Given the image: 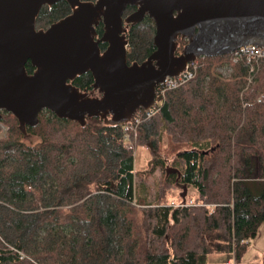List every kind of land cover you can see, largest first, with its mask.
Segmentation results:
<instances>
[{"label":"trees","instance_id":"obj_1","mask_svg":"<svg viewBox=\"0 0 264 264\" xmlns=\"http://www.w3.org/2000/svg\"><path fill=\"white\" fill-rule=\"evenodd\" d=\"M71 11L67 1L45 5L37 28ZM97 30L101 36L103 25ZM155 32L149 16L127 27L129 63L151 55ZM186 42L180 39L178 53ZM223 60L229 79L212 71ZM196 61L195 77L170 90L139 129L138 145L154 153L147 175L163 174L154 186L146 174L137 177L124 126L100 118L82 126L46 109L28 127L32 142L2 112L0 264H207L213 231L216 249L235 250L237 264H264L243 260L264 223V60L254 73L232 53ZM27 69L34 70L30 62ZM73 83L91 90L94 78L88 72ZM168 168H178L180 178ZM178 184L195 188L187 202L214 206L172 205Z\"/></svg>","mask_w":264,"mask_h":264},{"label":"water","instance_id":"obj_2","mask_svg":"<svg viewBox=\"0 0 264 264\" xmlns=\"http://www.w3.org/2000/svg\"><path fill=\"white\" fill-rule=\"evenodd\" d=\"M59 1L72 11L37 28L42 7ZM129 6L136 9L124 16ZM146 16L155 21V50L129 63L124 23ZM180 39L187 42L178 53ZM246 45L264 47V0H0V120L3 111L12 113L25 136L46 109L82 126L88 118L123 126L155 105L167 76H178L200 56ZM88 72L93 87L82 90L73 81ZM167 173L181 176L178 168Z\"/></svg>","mask_w":264,"mask_h":264},{"label":"built area","instance_id":"obj_3","mask_svg":"<svg viewBox=\"0 0 264 264\" xmlns=\"http://www.w3.org/2000/svg\"><path fill=\"white\" fill-rule=\"evenodd\" d=\"M233 59L236 62L240 59H246L251 63L250 71L251 73L257 72L259 69V64L264 60V47H259L255 45H246L238 48L232 52ZM197 60V59H196ZM190 62L185 70H183L178 76H167L163 83H161L157 89L156 103L153 107L149 109H140L130 122L123 125L124 126V140L125 146L128 149H134L136 141L138 139V133L141 125L151 119L158 111H160L163 106L166 95L170 90L179 88L186 83L190 82L196 75L198 70L197 61ZM249 82L254 79V76L249 75L247 77ZM193 201L187 203L179 204L178 206H192ZM245 240L242 241L244 243ZM235 247V244H234ZM235 249V248H234ZM232 258L226 260L225 264H237L235 250L231 253Z\"/></svg>","mask_w":264,"mask_h":264},{"label":"rangeland","instance_id":"obj_4","mask_svg":"<svg viewBox=\"0 0 264 264\" xmlns=\"http://www.w3.org/2000/svg\"><path fill=\"white\" fill-rule=\"evenodd\" d=\"M223 61L224 62L215 63L212 71L216 76L220 78L229 79L230 73L232 72V68L229 65L225 64L226 62L225 60ZM246 80H247V86H249L253 82V80L249 82L247 77H246ZM0 127L2 129L1 135L4 136L7 131V126L0 123ZM26 140L35 142L37 140V137L27 135ZM133 151H134V156H135V168L137 171V177L141 178L142 176L140 175L144 176L146 174L147 180L154 186L155 182L161 179L163 175L160 170H157L153 174L147 175L153 166L154 153L152 152L151 148L148 145H138V139L136 141L135 148L133 149ZM182 192H183V187L182 185L179 186L178 184V186L175 188L174 193L170 195V199L172 200L171 201L172 205L178 206L179 204L187 203V201L186 200L184 201L182 197L180 196ZM195 192L196 190L194 187H191L190 189H188V193L190 195L194 194ZM191 200H189L188 202H190ZM192 201L194 203V205L192 206H196V205L197 206H208L211 208L212 206H214L213 204L207 205L206 203H203V202H195L194 200ZM263 254H264V224H262L256 238L251 241L249 250L246 252L244 256V260L245 261L254 260L253 262H256L255 260H261ZM231 258L232 256L229 253L228 254L221 253V252L213 253L212 255H210V261L208 264H225L226 260L231 259Z\"/></svg>","mask_w":264,"mask_h":264},{"label":"crops","instance_id":"obj_5","mask_svg":"<svg viewBox=\"0 0 264 264\" xmlns=\"http://www.w3.org/2000/svg\"><path fill=\"white\" fill-rule=\"evenodd\" d=\"M264 224V223H263ZM261 228V227H260ZM209 242H210V251H209V259H208V263L210 261V255H212L213 253H218V252H221L220 250L216 249L217 245L220 244V240L216 237V232L213 231V233L211 235H209ZM249 250V249H248ZM213 251V253H212ZM221 253H226V252H221ZM228 254V253H226ZM264 259V254L261 258V260H255L256 262H261L262 260ZM244 260V259H243ZM254 261V260H253ZM252 260L250 261H245L244 262H253ZM207 263V264H208Z\"/></svg>","mask_w":264,"mask_h":264},{"label":"flooded vegetation","instance_id":"obj_6","mask_svg":"<svg viewBox=\"0 0 264 264\" xmlns=\"http://www.w3.org/2000/svg\"><path fill=\"white\" fill-rule=\"evenodd\" d=\"M94 1V0H93ZM133 12V11H132ZM131 13V12H130ZM130 13H128V14H124V16H128ZM130 24H127V23H124V26L127 28L128 26H129ZM104 44V43H103Z\"/></svg>","mask_w":264,"mask_h":264}]
</instances>
